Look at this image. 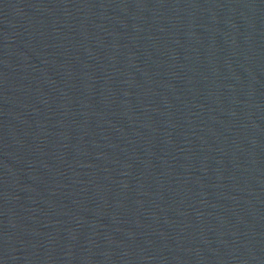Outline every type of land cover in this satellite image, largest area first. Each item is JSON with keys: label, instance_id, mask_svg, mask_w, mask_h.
Segmentation results:
<instances>
[{"label": "water", "instance_id": "95a60500", "mask_svg": "<svg viewBox=\"0 0 264 264\" xmlns=\"http://www.w3.org/2000/svg\"><path fill=\"white\" fill-rule=\"evenodd\" d=\"M0 264H264V0H0Z\"/></svg>", "mask_w": 264, "mask_h": 264}]
</instances>
